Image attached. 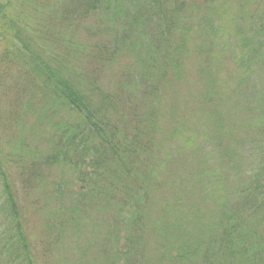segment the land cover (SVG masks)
Segmentation results:
<instances>
[{
	"label": "trees",
	"instance_id": "obj_1",
	"mask_svg": "<svg viewBox=\"0 0 264 264\" xmlns=\"http://www.w3.org/2000/svg\"><path fill=\"white\" fill-rule=\"evenodd\" d=\"M216 4L0 0V105L5 107H0V264H36L24 204L42 187L41 200L30 206L47 211L43 227L50 235L49 254L51 243L63 249L90 223L101 230L97 240L116 247L105 264H144L148 250L150 260L160 264H264V9L249 18L233 17L235 25L247 21L248 29L237 32L249 36H242L233 62L239 77L232 91L240 101L228 108L232 115L217 111L210 125L180 143L173 136L165 147L169 153L178 146L172 153L182 168L197 156L207 165L220 153V164L240 174L229 151L233 143L255 149L258 161L243 174L234 198L227 190L215 213L206 210L205 223L194 228L186 221L192 228L186 231L183 217L181 224L176 217L168 219L174 206L183 207L190 219H203L201 211L187 207L197 205L193 199L204 188L222 185L220 170L205 173L194 190L189 182H165L177 173L171 157L159 152L161 100L177 81L174 75L192 54L205 73L219 38L224 45L228 26L219 25ZM195 37L201 47L190 49ZM253 65L259 66L261 84L249 91L244 86H250ZM63 112L69 117L60 121ZM198 144L209 146L208 152ZM183 151L188 158L176 160ZM52 171L56 175L48 181ZM164 187L190 199L167 200L166 206L163 199L158 205L152 194L160 196ZM165 224L166 235L178 236L168 249L153 227ZM42 258L45 264L49 255Z\"/></svg>",
	"mask_w": 264,
	"mask_h": 264
},
{
	"label": "rangeland",
	"instance_id": "obj_2",
	"mask_svg": "<svg viewBox=\"0 0 264 264\" xmlns=\"http://www.w3.org/2000/svg\"><path fill=\"white\" fill-rule=\"evenodd\" d=\"M215 6L218 8L216 14L220 15L219 25L222 26V24H226L228 27L226 33L222 36L224 45L222 46V40L219 38L220 47L217 50L214 49L212 51L214 57L209 62L212 66L209 67L205 73H202L201 68L204 65L198 57L192 54L185 58L184 65L182 62L179 73L174 75L177 81L168 85L166 93L165 95L163 94L161 100L162 110L160 116H162L164 121L161 120L159 123L162 132V135L160 136L162 143L159 152L162 153L161 155L164 158L165 154L171 157L173 160L171 163L174 164L173 169H175L177 173L176 177H170L169 181L165 182H172L173 184L175 182H189V185L192 186L191 188L193 189L195 183L202 182L205 173L209 174L220 170L217 175L221 179L222 185L219 186L218 184H214L215 186H208L207 189L204 188V192L199 193L193 199V202L197 205L187 207L197 208L201 211L203 219L201 217L190 219L185 212H182L183 207L177 208L174 206L176 209L168 210L170 214L168 219H174L176 217L181 224L183 217L182 227L186 231H191V226L195 228L196 223L201 221L205 223L204 214H207L206 210L215 213L216 206L224 199L225 195L223 194H225L227 190L232 195L231 197L234 198L237 191L241 188L242 182L245 181L243 174L248 173L258 161L256 160V155H254L255 149L249 146H239L234 143V146H231L233 148L229 151L233 152L234 162L237 166V169L235 170H238L241 175L230 173L229 168H225L223 163L220 164L219 160L222 158L220 153L208 158L207 165L201 164V162L204 161H202L203 158H200L199 156H197L198 159L192 158L187 161L185 168L177 165L180 164L178 162L181 161L174 162V153L172 152L177 149V145L171 146L169 153H165V147L171 145L168 141L172 139L173 136L178 135L177 143H180L181 139L185 136L191 135L193 130L210 125L212 122V116L217 113V111H220L223 117L232 115V109L228 108H231V106L240 101V97L232 91L239 77V70L235 68L233 62L237 60V56L241 53L239 43L242 36H249L237 32V29L247 30L249 24L247 21H242L235 25L233 17H241L245 19L256 14H261L264 9V0H218V5L216 4ZM218 37H220V34L213 38ZM197 39L198 38L195 37L194 41L188 44L190 49L197 46L201 47V43L197 41ZM259 70V66L253 65L250 77L248 78L250 86H244L249 88V91L252 85H255V90H258L261 84ZM208 96L213 97L212 103L207 102ZM2 103L4 105V102ZM3 105L1 104L0 107ZM6 107H8V103L6 104ZM173 108L175 109L174 112L172 111ZM3 109H5L4 106ZM67 117H69V115L66 112H63L57 119L65 121L67 120ZM175 130L176 133H173ZM184 132H186V135H182ZM198 146L203 149L202 152H208L209 150V146L207 145L198 144ZM185 153L186 151L179 152L176 160H186L188 156ZM188 153L191 155L190 152ZM180 171H184V173L187 174V177L184 178L180 175ZM55 175L56 172L52 171V176L47 174L46 179L52 181ZM206 181L208 180H204L203 182ZM218 187L221 190L218 189ZM45 190L46 188L44 187L41 189L36 188L28 195V205L23 203L26 206L24 214L26 220V235L32 245V249L37 253L38 260L35 259L36 264H43L47 259L42 258L43 253L44 257H48L49 255V259L45 264H105L104 260L114 256L116 247L114 245H111L110 247L107 243L97 240V238L102 236L101 230L97 224L91 227L90 223H87L84 227L80 228L79 234H75L77 238L72 234L73 236H71V239L63 244V249H60L59 246L57 247L51 243L50 254L49 252L47 253L46 244L50 239V235L48 236L46 234V230H44L43 227L47 219V211L39 212L34 209V207L30 206L41 200L39 196L42 195ZM185 195V193L179 194V190L173 187L168 189L164 187L160 196L152 194L154 198H158V205H163L162 200L164 199L165 206L167 200L179 202L178 200L190 199L185 198ZM206 196L210 197L206 200ZM165 211L168 213L166 207ZM153 219H155V216H153ZM186 221L190 222L191 226L185 224ZM166 226L167 224L161 227L154 225L153 227L157 229L155 231L157 241L168 249L173 247V243L178 236L171 233L169 236L166 235L164 232V230L168 229ZM99 247L104 249V253H98ZM154 250L158 255L156 246L154 247ZM146 256L147 260L144 264L161 263L160 261L150 260L149 250L146 252Z\"/></svg>",
	"mask_w": 264,
	"mask_h": 264
}]
</instances>
